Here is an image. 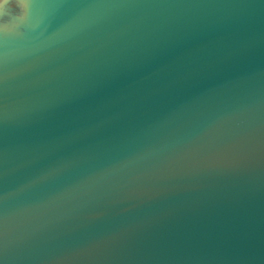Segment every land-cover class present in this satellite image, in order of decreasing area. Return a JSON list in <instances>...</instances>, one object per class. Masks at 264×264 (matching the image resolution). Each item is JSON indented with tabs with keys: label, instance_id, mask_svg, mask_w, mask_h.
<instances>
[{
	"label": "water",
	"instance_id": "95a60500",
	"mask_svg": "<svg viewBox=\"0 0 264 264\" xmlns=\"http://www.w3.org/2000/svg\"><path fill=\"white\" fill-rule=\"evenodd\" d=\"M0 264H264V0H0Z\"/></svg>",
	"mask_w": 264,
	"mask_h": 264
},
{
	"label": "clouds",
	"instance_id": "9594fccd",
	"mask_svg": "<svg viewBox=\"0 0 264 264\" xmlns=\"http://www.w3.org/2000/svg\"><path fill=\"white\" fill-rule=\"evenodd\" d=\"M8 4V0H2V5H7ZM17 5H15L16 7Z\"/></svg>",
	"mask_w": 264,
	"mask_h": 264
}]
</instances>
